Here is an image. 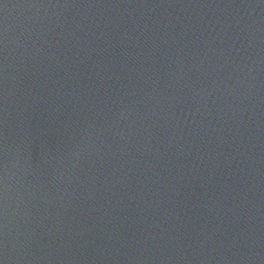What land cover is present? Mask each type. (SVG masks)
Returning a JSON list of instances; mask_svg holds the SVG:
<instances>
[{"label": "water", "instance_id": "95a60500", "mask_svg": "<svg viewBox=\"0 0 264 264\" xmlns=\"http://www.w3.org/2000/svg\"><path fill=\"white\" fill-rule=\"evenodd\" d=\"M0 264H264V0H0Z\"/></svg>", "mask_w": 264, "mask_h": 264}]
</instances>
